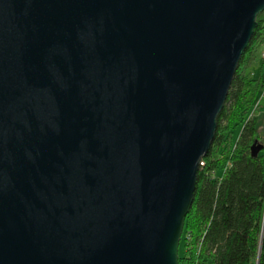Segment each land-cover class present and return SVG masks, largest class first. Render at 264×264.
<instances>
[{"label": "water", "instance_id": "water-1", "mask_svg": "<svg viewBox=\"0 0 264 264\" xmlns=\"http://www.w3.org/2000/svg\"><path fill=\"white\" fill-rule=\"evenodd\" d=\"M263 11L0 0V264H178L197 172Z\"/></svg>", "mask_w": 264, "mask_h": 264}, {"label": "trees", "instance_id": "trees-1", "mask_svg": "<svg viewBox=\"0 0 264 264\" xmlns=\"http://www.w3.org/2000/svg\"><path fill=\"white\" fill-rule=\"evenodd\" d=\"M256 22L197 172L178 264H264V148L250 155L259 139L253 107L264 83L249 72L264 41V11Z\"/></svg>", "mask_w": 264, "mask_h": 264}, {"label": "crops", "instance_id": "crops-1", "mask_svg": "<svg viewBox=\"0 0 264 264\" xmlns=\"http://www.w3.org/2000/svg\"><path fill=\"white\" fill-rule=\"evenodd\" d=\"M264 52V41L260 43L256 50V59L249 67L250 75L253 78H260L262 82L264 83V62L261 59V54ZM259 54V55H258ZM258 63V69L254 72L252 71L253 64ZM256 103H258V106L255 108L253 112V116L257 120L258 128V141L264 145V86L263 88L258 92Z\"/></svg>", "mask_w": 264, "mask_h": 264}, {"label": "built area", "instance_id": "built-area-1", "mask_svg": "<svg viewBox=\"0 0 264 264\" xmlns=\"http://www.w3.org/2000/svg\"><path fill=\"white\" fill-rule=\"evenodd\" d=\"M261 59H262V61L264 62V52L261 54ZM258 106V103H255V105H254V107H253V112H254V110H255V108ZM201 164H202V162H201Z\"/></svg>", "mask_w": 264, "mask_h": 264}, {"label": "rangeland", "instance_id": "rangeland-1", "mask_svg": "<svg viewBox=\"0 0 264 264\" xmlns=\"http://www.w3.org/2000/svg\"><path fill=\"white\" fill-rule=\"evenodd\" d=\"M257 69H258V63L256 62L255 64H253L252 71L254 70V72H255V71H257ZM235 135H237V133H235Z\"/></svg>", "mask_w": 264, "mask_h": 264}]
</instances>
